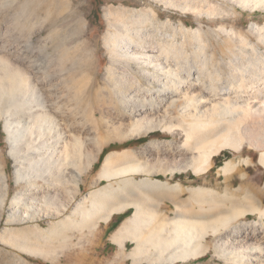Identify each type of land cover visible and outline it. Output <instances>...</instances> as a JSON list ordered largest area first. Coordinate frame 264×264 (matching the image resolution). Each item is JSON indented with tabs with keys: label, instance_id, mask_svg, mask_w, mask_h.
<instances>
[{
	"label": "bare ground",
	"instance_id": "6f19581e",
	"mask_svg": "<svg viewBox=\"0 0 264 264\" xmlns=\"http://www.w3.org/2000/svg\"><path fill=\"white\" fill-rule=\"evenodd\" d=\"M155 1L184 14L201 15L205 9L207 15L219 12L220 18L235 15L216 11L218 6L214 9L208 0ZM225 1L252 14L264 13V0ZM150 13L130 15L139 28L128 27L127 20L112 34L109 45L120 58L116 62L123 72L108 71L111 78L107 76V88L100 97L95 78L89 77L91 60L84 65L81 62L86 55L81 58L82 54L75 52L70 56V47L62 49L64 39L53 45L59 68L50 65L57 56H51L49 66L44 67L23 53L15 57L14 52L15 58H9L1 56L0 50V121L5 120L10 155L16 161V182L25 185L23 191L15 192L7 208L6 225L43 220L50 224L46 229L35 223L27 230L3 228L0 238L30 257L57 264L55 245L77 234L80 238L96 236L101 223L108 224L113 216L132 208V215L113 232L112 240L122 251L127 241L134 244L130 254H125L134 263H187L214 250L213 256L222 264H264V184L261 189L251 184L247 171L257 153L264 168V24L252 25L251 35L258 38L257 43L234 28L209 30L219 47L226 46L231 54L227 60H218L215 53L210 57L206 53L209 46H217L202 27H175L170 20L158 21V25L154 21L158 14L153 9ZM107 14L114 15L109 10ZM148 23L152 29L144 27ZM178 34L183 41L179 42ZM188 40L196 43L194 59ZM121 60L138 65L141 79ZM87 72L88 81L81 77ZM177 131L184 137L179 145L155 140L143 154L130 148L110 152L96 181H121L117 186L107 183L78 199L80 179L94 167L107 145ZM228 150L239 161L227 159L219 166L223 193L207 186L185 187L180 182L150 178L163 175L173 180L189 172L207 177L217 158ZM2 166L0 226L10 197ZM142 173L148 177H131ZM237 176L242 182L235 187ZM184 192L188 198L179 200ZM155 198L172 201L175 216H164L150 206ZM19 260L17 264H21Z\"/></svg>",
	"mask_w": 264,
	"mask_h": 264
},
{
	"label": "rangeland",
	"instance_id": "374dc122",
	"mask_svg": "<svg viewBox=\"0 0 264 264\" xmlns=\"http://www.w3.org/2000/svg\"><path fill=\"white\" fill-rule=\"evenodd\" d=\"M208 1L213 7L215 5L218 6V9L216 8L217 9L216 11H218L219 9L220 10L223 9L226 12L227 11L233 12L235 15L231 17L220 18L222 16L218 15L219 12H216V15H207L205 14L206 12L205 9H204L205 12L201 10L202 12L201 15L184 14L181 11V9L167 8L164 2L155 1V0H34V1L33 0H0V50L2 51V54L1 53L0 54L1 56L9 55L8 56L9 58L10 57L15 58L18 56V54H20L19 56H22L21 54L23 53L24 57H28L31 60H35V61L39 60V63H41V65L43 66L45 65L44 67H47V65L50 63L51 56L53 57L57 56L56 58L54 57L55 61H53V64L51 61L50 65H54L55 68L56 67L59 68L58 55H57L58 52L55 51L54 46L59 40L64 39L63 40L64 46L62 49L64 48L66 49L67 47H68L67 49H69L70 47L69 49L70 52L68 51L70 56H74L75 52L77 54L79 53L80 55L82 54L81 56L78 54L81 58H83V55L85 58L86 55L87 58H85V61L81 62L84 63V65L85 63L88 64L87 62L88 58H89L88 60H91V62L89 61V63H92V67L94 66L95 70L91 67V70L93 69V71L90 70V73L87 72V74L83 73L84 75L82 74L81 77L85 76L84 78H86L87 80L86 75H88L89 73L90 74V76L88 75L89 77L95 78L96 80L95 88H97L96 90L100 91L99 92L100 95L98 94L100 97L101 93L103 91L104 92L106 91L107 88L106 83L108 81V78L109 79L111 78L108 75V73L111 72V69H117V72L118 73L120 72L119 74L123 72L119 68V64H117L116 62V60L120 58H118L116 55H115L116 57L113 55L114 54L113 49L109 45L112 43L111 38L115 33H118L119 28L120 29L123 28L121 24L127 20H128L127 25L128 27H131V29H134L133 27L139 28L138 25L132 24L131 17L138 16L139 14H141V12L142 13L144 12L145 14L147 13L151 14L150 10L153 9L156 12V14H158L157 15L158 18L156 16L155 17L156 19L154 20L155 23L158 25L160 21H161L160 24H162L170 20L172 21L175 27H180L181 24H184L185 26L191 27L193 29H198L202 27L206 32V34H208L207 36L210 38V41L215 42V46H217L216 48L213 45L209 46L206 53L208 57H210L213 53H215L218 60L221 57L227 60V58H229L231 54L227 52L226 46L221 45L219 47L217 42L214 41L213 39L214 37H212L209 34L210 32L209 30L216 31L219 28L231 30L234 28L233 30L235 32L244 33L248 35L253 42L256 43L258 42V38H256V36L254 37V35H251L252 34L251 28L252 25L255 23H258V25L261 26L264 24L263 12H257L256 14L255 13L252 14L250 11H243L241 8L234 6V4L232 5V3L225 0H208ZM178 2L181 3L180 0ZM218 4L221 6V8L219 7ZM112 7L114 8L115 11L112 9ZM135 9H139V10L135 11ZM231 9L234 11H232ZM108 10L113 11L114 15L115 13L116 15L115 16L113 15L112 17L109 16L110 17L109 18L107 14ZM128 10H130L131 13ZM133 13L134 15H132ZM115 17H117L116 18L117 20H115ZM149 24L150 23H148L144 27L152 29V26ZM75 31L77 32L75 33ZM168 31L171 32V30ZM69 33L71 34V36ZM74 33L76 36L73 35ZM74 36L75 39H77V40L74 39L75 41L72 40ZM181 36H182L181 34H178L179 42L183 41L182 40L183 36L182 37ZM221 38L222 40H224L226 37L223 34H221ZM68 41L71 43L72 47ZM81 43L83 47L81 46ZM191 43L192 46H190ZM83 44H85V46L87 47L85 48ZM187 45H188L189 53L191 54V58L194 59L196 56L194 54L195 51L194 47L196 46V43L194 41L188 40ZM82 49H85V51L83 50L84 52L87 53L88 50V52L90 51L92 54L83 53ZM14 52L17 53L16 56ZM71 53H73V55H71ZM237 54H239L238 51ZM12 55H14L15 57ZM249 55H251V53H249ZM121 61H124L122 62L123 63L122 65H124V63L130 65V62L127 63L128 61L126 62V60H121ZM69 64L71 65V63ZM69 64L68 66H70ZM113 64H115L116 66L115 65L113 66ZM131 64L132 65H130L131 66L130 68L132 70L130 68L129 70H131L132 73L135 71L134 74L136 73V75L140 76L139 78L141 79V75H139L140 70L138 65H136L133 62H131ZM110 66L113 67L110 68ZM145 84L147 86L148 82L147 83L145 82L144 85ZM2 120L0 121V164L1 166L3 165L2 170L5 168L4 170L6 172L5 174L7 177L6 180L9 183L10 197L8 198V201L4 206L5 207L4 210H2L4 216L0 226V231H3L4 230L3 228H7V227L12 228L14 230H25V229L27 230L32 228V226H35V224H38L41 229L44 228L46 229L50 226L47 220H43L39 222L23 221V222L14 223L11 226L6 225L7 217L9 214L7 208L9 207L15 195V192L23 191L25 189V185L18 184L16 182L15 179L16 161L10 155L11 144H9L10 142L8 143L9 138L4 125L5 120L3 121ZM176 133L177 134L158 132L148 137H143L142 139L140 138V140H131L130 142H125V143L109 144L104 149L106 150L104 157L107 153L113 150L122 151L128 148L134 149L135 151L138 150L137 151L138 153L140 152V154H143L149 142L155 140H158L160 142L171 140V141H175L174 142L175 145H179L184 140V137L180 134L179 131H177ZM179 134L181 136H179ZM246 150H248V148H246ZM100 158L95 163L94 167L88 170L80 179L81 187L79 190L78 199L92 190L99 189L100 187L106 185L107 183H114L115 186H117V183L121 181L120 178L114 179L112 181H103L99 183L96 181L97 174L100 171L101 164L103 162V159L100 160ZM232 158L234 159L236 158L235 160L239 161V159L233 155L232 151L230 150L225 151V154L223 156L217 158V162L212 172L209 173L207 177L203 176L201 178H198L194 176L192 172H189L187 174L177 175V178L173 180L164 177L163 175L150 176V178L152 179L157 178L162 181H169L170 183L180 182L185 187L207 186V188L208 187L214 188L215 191L217 190V192L221 190L220 193H223L225 191L224 189L225 183L223 180L224 178L219 176L218 169L219 166L223 165L227 159H232ZM253 160H254V165L250 168V170H247L249 172V179L251 181V184L256 186L258 189H261V186L264 184V168L259 165V153H257V155L253 157ZM131 177L137 180H141L147 178L148 176L142 173V174L132 175ZM238 177L239 176H237V180L235 182V187H238L242 182L240 178L238 179ZM39 182L43 184L41 180H39ZM217 186H219V188ZM179 196H180L179 200L187 199L189 194L187 192H184ZM150 206L155 207V209L157 208L158 211L161 212V214L164 216L167 217L175 216V205L170 200H165L164 202L155 198V200L150 203ZM132 213H133V209L131 208L129 209V211H127L124 214L116 215L115 218L111 220L109 224L101 223L99 225L98 234L96 236L89 234L88 236L86 235L83 238H80L79 235L77 234V236L74 237L73 239L55 245L54 248L55 250L54 249L53 250L55 251L54 258L57 259L58 261L57 264H133L128 260L126 255H128L131 252L134 244L128 241V245H127L128 247L123 251L124 252L123 256L120 257L118 256V253L121 252V249L119 248L118 245L113 243L111 239L113 228L115 227L116 229L119 228L120 224L126 218L130 217ZM212 239L213 238L209 240L210 242L209 244L211 246H212L211 243ZM214 254H215L214 250H211V252L205 258L196 261L192 260L187 263L180 262L178 264H222L219 258L213 256ZM18 260L21 261V264L23 263L51 264L49 262L44 261L41 258L30 257L26 253L10 245L4 244L0 238V264H17ZM139 264H148V263L142 262ZM165 264H169V263H165Z\"/></svg>",
	"mask_w": 264,
	"mask_h": 264
},
{
	"label": "crops",
	"instance_id": "0c3cea01",
	"mask_svg": "<svg viewBox=\"0 0 264 264\" xmlns=\"http://www.w3.org/2000/svg\"><path fill=\"white\" fill-rule=\"evenodd\" d=\"M115 216H116V215H115ZM115 216H113L111 220H113V219L115 218ZM126 219H127V218H126ZM126 219H125V220H126ZM125 220H124V221H125ZM124 221H123V222H124ZM110 222H111V221H110ZM110 222H109V223H110ZM123 222H122V223H123ZM109 223H108V224H109ZM122 223H121V224H122ZM121 224H120V225H121ZM119 227H120V226H119ZM117 229H118V228H117ZM117 229H116V230H117ZM116 230H113V232H115ZM113 232H112V234H113ZM112 234H111V239H112ZM112 241H113V240H112ZM113 243H115V242L113 241ZM115 244L119 246V248L121 249V252H120V253H122L123 251H122L121 246H120L119 244H117V243H115ZM127 245H128V241L126 242V247H125V249L128 247ZM129 254H130V253H129ZM129 254H128V255H129ZM127 258H128V260H129L131 263H134V262H133L134 260H133L132 257L127 256ZM134 264H139V263H134Z\"/></svg>",
	"mask_w": 264,
	"mask_h": 264
},
{
	"label": "trees",
	"instance_id": "16d2710c",
	"mask_svg": "<svg viewBox=\"0 0 264 264\" xmlns=\"http://www.w3.org/2000/svg\"><path fill=\"white\" fill-rule=\"evenodd\" d=\"M113 151H117V150H113ZM113 151H111V152H113ZM123 151V150H122ZM106 153V150H104L101 154V158H100V160H102L103 159V157H104V154ZM110 153V152H109ZM109 153H107L106 155H105V157L109 154ZM105 157H104V159H105ZM104 159H103V161H104ZM103 163V162H102ZM102 165V164H101ZM116 229V227L115 228H113V230H115Z\"/></svg>",
	"mask_w": 264,
	"mask_h": 264
}]
</instances>
